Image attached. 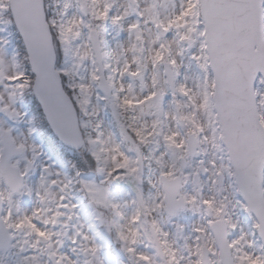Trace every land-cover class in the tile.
Listing matches in <instances>:
<instances>
[{
  "label": "snow or ice",
  "instance_id": "snow-or-ice-1",
  "mask_svg": "<svg viewBox=\"0 0 264 264\" xmlns=\"http://www.w3.org/2000/svg\"><path fill=\"white\" fill-rule=\"evenodd\" d=\"M162 2L0 0V32L21 42L9 53L0 38L13 121L0 129V229L33 238L17 241L24 264H103L73 189L133 264H264V0H171L167 14ZM109 26L126 34L114 48ZM26 96L35 113L16 107ZM17 121L31 137L46 122L52 148L17 142ZM52 150L70 153L69 171ZM122 183L131 199L114 198Z\"/></svg>",
  "mask_w": 264,
  "mask_h": 264
},
{
  "label": "rangeland",
  "instance_id": "rangeland-1",
  "mask_svg": "<svg viewBox=\"0 0 264 264\" xmlns=\"http://www.w3.org/2000/svg\"><path fill=\"white\" fill-rule=\"evenodd\" d=\"M125 2H126V0H115V9H120L121 6L125 4ZM176 2L178 5L179 0H176ZM49 3L52 5V8L50 10L53 12L57 11V9L55 7V0H49ZM160 11L162 14H167L170 11H172L171 0H168V3L166 5H164L162 2V6L160 8ZM130 19H135V17H131ZM125 36H126V34H121L120 36H117L116 31L111 26H109V28H108V40L110 42L109 47L114 48L116 46L117 40H122L125 38ZM0 38H2V40H5V35L2 32H0ZM8 52L10 53V51H8ZM7 70H11L10 64H9ZM188 74L194 80L195 76H196L195 68L188 70ZM80 75L86 77L87 71L84 69H81ZM137 84H138V82H137ZM139 90L140 89L137 86V91H139ZM5 97L7 99V94H5ZM16 107L21 112L23 111L21 103L17 104ZM109 119H110V117H109ZM12 125H13V121L9 122L4 116L0 115V129H7V128L11 127ZM27 126L28 125L23 121H17L16 122L15 128H14V133H15V138H16L17 142L27 140V142L31 143L34 140L37 144H40V142L38 140H35L33 137L27 135V132H26ZM45 151H46V149H45ZM46 152H48V151H46ZM15 158L23 160V158L21 156H16ZM53 162H54V168L62 171L59 164L54 161V158H53ZM146 172H147V169H146ZM53 178H55V177H53ZM34 179L35 178L33 177V179L29 181V183H33ZM112 194H113L114 198L117 200L123 201V200L131 199V197L135 195L134 185L131 183H122V184L114 185L112 188ZM71 196H72V194H71ZM33 204H34L33 199H29V198L25 197L21 202L20 212L17 214L19 215V214H22L23 212L31 211ZM79 212H80L81 220L83 222H85L86 225H92V223L94 221L92 219H89V217L84 213L82 207L79 209ZM236 214L239 215L238 212ZM194 219H196V217L193 216L191 213H185V214H182L180 217H178V222L181 224H184L186 226V229L183 233V236H187L189 234V229H190L191 224H192ZM239 219H240L241 224L244 226V228L247 229L248 225L251 223L249 218L247 216H244V215H239ZM168 227L171 228L173 230V234H175L174 225L169 224ZM86 230L89 231L90 235H92L98 243H100L102 245H107L110 243L109 241H103L102 243L100 242V240H102V236L98 230L94 231L91 227L90 228L86 227ZM68 234L71 235L70 230H68ZM25 239H33V238L27 237L23 232L17 233L15 240L13 241V245L10 248V250L6 253L0 252V264H24V257L26 255H28V251L20 252V250H19L20 245L17 244V241H23ZM113 239H115V236H113ZM65 240H66V243H65V247L63 250L68 251L72 245H71V242L67 240V237H65ZM183 242H184L183 239H181L180 243L183 244ZM25 247H27V246H25ZM141 247H144V245H141ZM100 257L103 260V264H133V261L122 250L120 243L113 253L108 251L107 253L103 254L102 250H101ZM73 258L79 259L80 264H83L84 260L86 259V257L82 253H78V254L74 255ZM47 259H48V257L46 254L41 256L42 261H47Z\"/></svg>",
  "mask_w": 264,
  "mask_h": 264
},
{
  "label": "trees",
  "instance_id": "trees-1",
  "mask_svg": "<svg viewBox=\"0 0 264 264\" xmlns=\"http://www.w3.org/2000/svg\"><path fill=\"white\" fill-rule=\"evenodd\" d=\"M9 31L12 34L13 39H15L14 45L16 47V51H20L21 50L20 49V45H21L20 40L17 38V36L14 33H12L11 29H9ZM25 101H26V105H27L28 109L32 110V113H35L36 106H35V104H33L31 98L26 96L25 97ZM38 133L42 136V139L44 140V142L51 149L52 148L53 139H54V135L51 132L50 128L47 126L46 122L41 125V131L38 132ZM53 151L56 152L55 150H53ZM61 152L63 153V155H62L63 156V160H62L63 161V165L65 166L66 170L69 171L68 167L65 164L64 158L70 159L71 155H70V153H68L65 150H61ZM74 191H75L76 195L80 198V200L83 202V204L85 205V208L90 213L95 214L93 212V209L88 206L87 200L83 197V194L80 193L79 191L75 190V189H74ZM99 226H101V225L99 224Z\"/></svg>",
  "mask_w": 264,
  "mask_h": 264
},
{
  "label": "water",
  "instance_id": "water-1",
  "mask_svg": "<svg viewBox=\"0 0 264 264\" xmlns=\"http://www.w3.org/2000/svg\"><path fill=\"white\" fill-rule=\"evenodd\" d=\"M11 238L8 233L0 229V248H5L6 250L10 247Z\"/></svg>",
  "mask_w": 264,
  "mask_h": 264
},
{
  "label": "flooded vegetation",
  "instance_id": "flooded-vegetation-1",
  "mask_svg": "<svg viewBox=\"0 0 264 264\" xmlns=\"http://www.w3.org/2000/svg\"><path fill=\"white\" fill-rule=\"evenodd\" d=\"M0 146L2 147V144H0Z\"/></svg>",
  "mask_w": 264,
  "mask_h": 264
}]
</instances>
